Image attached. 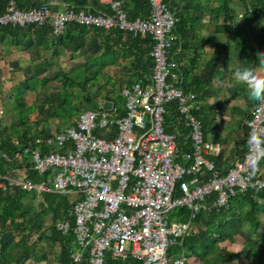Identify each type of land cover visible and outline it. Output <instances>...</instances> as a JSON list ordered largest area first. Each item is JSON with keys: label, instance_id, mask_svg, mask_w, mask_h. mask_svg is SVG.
I'll return each mask as SVG.
<instances>
[{"label": "built area", "instance_id": "built-area-1", "mask_svg": "<svg viewBox=\"0 0 264 264\" xmlns=\"http://www.w3.org/2000/svg\"><path fill=\"white\" fill-rule=\"evenodd\" d=\"M173 1L149 0V16L136 19L122 0H97L95 12L71 5L58 12L45 3L26 9L9 0L0 14V27L51 26L56 39L70 26H84L154 41L149 81L121 91L124 113L106 110L101 102L98 109L80 112L71 126L20 150L38 181L28 177L27 168L18 174L21 153L12 157L0 150V168L7 170L0 171V191L14 187L70 200L56 228L73 236L72 264H188L184 241L198 216L228 210L232 198L264 188V179L255 177L264 161V104L252 109L245 122L246 150L225 174L207 157L212 145L195 114L201 109L197 96L184 88L172 53L178 23ZM169 104L179 114L172 132L166 130ZM182 209L189 212L185 222L172 216Z\"/></svg>", "mask_w": 264, "mask_h": 264}, {"label": "crops", "instance_id": "crops-1", "mask_svg": "<svg viewBox=\"0 0 264 264\" xmlns=\"http://www.w3.org/2000/svg\"><path fill=\"white\" fill-rule=\"evenodd\" d=\"M23 1L27 8L45 3L58 12L71 5L65 0ZM122 1L129 13L142 8V0ZM96 3L97 0H89L87 8ZM172 6L178 17L173 57L180 64L184 88L198 98L199 119L205 129V139L212 145L207 157L225 174L246 150L245 122L257 102L249 98L246 86L236 85L225 90L224 84L231 80L232 70L237 66L258 68V53L264 52V13L259 16L255 11L263 9L264 0H174ZM140 16H146L145 11ZM129 49L125 34L106 32L104 36L84 26H70L57 39L52 35L51 26L0 27V101L21 97L23 102L35 104L38 118L46 124L41 122L36 129L32 128L35 132L32 136L52 135L66 128L55 125L65 120L54 110L56 106L50 104L47 108V101L61 104L60 98L54 97L57 89L75 96L77 117L72 124L83 110H95L88 109L92 101L91 95H86L88 89L84 93L71 76L79 82L81 76L89 80L93 73H102L109 82L118 83L120 92L138 80L149 81L151 69L146 65L147 59L143 55L129 57ZM76 73L82 74L80 78ZM87 82L90 84L87 88L95 89L92 81ZM108 89L106 84V95L96 94L97 105L111 103V109L124 113V99L120 106L114 104ZM50 118L56 121L48 123ZM0 121L7 122L2 126L4 132H0L5 139L11 135L28 136L18 133L22 126L14 123L12 117ZM13 126L16 132L12 131ZM172 128L174 131L175 127ZM24 157L22 154L18 174L26 171ZM3 168L6 170L5 165ZM260 171L263 175L264 167ZM23 192L14 187L4 192L14 199L20 197L29 214L25 219H18L17 225L10 229L12 236L6 241L10 252L7 261L0 259V264H64L65 244L56 228L64 219L63 213L56 216L47 207L44 194ZM259 202L264 206V201ZM243 261L255 263L245 258Z\"/></svg>", "mask_w": 264, "mask_h": 264}, {"label": "trees", "instance_id": "trees-1", "mask_svg": "<svg viewBox=\"0 0 264 264\" xmlns=\"http://www.w3.org/2000/svg\"><path fill=\"white\" fill-rule=\"evenodd\" d=\"M66 3L77 8H87L89 0H65ZM18 5L21 8H26V1L17 0ZM9 0H0V14L4 12ZM97 4H94L91 8L92 11H96ZM142 8L137 12L129 13L132 19L146 18L149 16L151 6L149 0H142ZM127 9V8H126ZM142 9V10H141ZM264 11V7L262 9ZM142 11H145L146 16L141 17ZM177 29V26L175 30ZM174 30V33H175ZM104 36L106 32L100 30ZM116 35H126V38L130 44V51L127 55L140 56L143 55L147 59L146 65L152 69L154 65V59L151 55L154 41L151 36H147L145 39L140 37H134L131 34L122 33L120 31L111 32ZM104 54L106 56V40H104ZM138 53V54H137ZM142 57V58H143ZM198 100V98H197ZM168 114L166 116V130L172 132V126H178V112L175 104L168 105ZM195 114L201 116V111H196ZM181 127V125H180ZM203 128V126H202ZM205 133V129L203 128ZM36 138L35 136L18 137V144H14V137L11 135L7 139L2 140L1 148L7 152L10 156L14 157L16 154H23L20 152L24 147L29 146L31 141ZM29 156L25 155L24 162L28 171V177L34 181H38L36 173L31 170L32 164L29 161ZM1 166L0 171L6 172ZM260 167H264V161L261 162ZM218 169V168H217ZM219 170V169H218ZM223 174V173H222ZM255 177L264 179V174H256ZM28 195L30 193L23 192ZM31 195V194H30ZM47 207L54 212L56 216L63 213L64 219L68 215V211L71 208L70 200L65 195L57 194H44L43 195ZM264 201V188H250L246 193L240 194L232 198L230 202V208L228 210H213L211 213H201L195 225H200L204 219V216L208 218L206 229L200 234H194L193 232L185 239L184 249L186 251L187 258L197 259L201 264H249L245 262H239L242 255H245L246 260L255 261L254 264H264V206L259 202ZM62 211V212H60ZM29 212L24 207L22 199L19 197L13 198L10 194L4 195V192L0 191V259L7 261V253L10 252L9 246L6 243L8 238H11V228L16 226L18 219H25ZM172 216H178L183 222L189 218V212L185 209L175 211ZM63 219V220H64ZM246 229L255 236L256 240L246 239ZM65 244L64 264H72L70 257V246L73 243V236H63L59 233ZM238 237H242L240 242L243 246L241 252L237 254L226 253L222 248V243L227 241L235 242Z\"/></svg>", "mask_w": 264, "mask_h": 264}, {"label": "rangeland", "instance_id": "rangeland-1", "mask_svg": "<svg viewBox=\"0 0 264 264\" xmlns=\"http://www.w3.org/2000/svg\"><path fill=\"white\" fill-rule=\"evenodd\" d=\"M78 78H80V76L82 75L81 73H76L75 74ZM71 78L76 81L77 85L83 90V92H86V89H88V91L86 92V95H91L92 97V101L90 102L88 109H98L99 105H97V99H99L96 94L100 92L99 95L104 96L106 95V84H107V88H109L108 90L110 91V95H111V99L114 102V104L120 106L121 103H123V97L121 95V92L119 90L120 86L118 85V83L116 82H109L106 78V75L104 74H100V73H93L90 78H88L89 80H86L83 76H81L79 82L78 79L76 80V77L71 76ZM87 81H92V85L94 86L95 89H91V88H87V86L90 87V84L87 85ZM73 81L70 82V84ZM109 86V87H108ZM61 89V88H60ZM60 89H57V91H54V97H58L59 101H62L61 104L57 103L56 101H47V108L48 106L51 105H55L56 108L54 110H57V113L59 115H62L65 120L59 122L58 124L56 123L55 125H58L60 127H69L72 125V120L75 119L77 116L76 112L74 111V106L76 101L75 96H73V93H67V91H61ZM14 93L17 94V92L15 91ZM21 92H19L20 94ZM102 98V97H100ZM53 108V107H52ZM0 110L3 111V115H0V119L1 120H7V117L10 116L12 117V119L15 120L14 123H20L21 124V129L20 131L18 130L19 134H26L28 136H32L35 135L34 131H31L32 128H37L39 126V124L41 122H44L46 124V122L42 119V118H38L37 116V107L35 106V104H30L27 101L23 102L21 97H19L17 100H11V101H0ZM38 119L40 121H38ZM54 119L51 120V118L49 119L48 123H54ZM6 121H0V132H4L2 131V129L4 127H2L3 125H6ZM15 127H12V131H15ZM14 137V141L16 142V144H18L19 139L17 136H13ZM5 139L4 136L0 135V143L2 142V140ZM208 221V218L206 216H204V219L202 221V223L200 225H195L194 231H192L194 234H200L202 233L205 229H206V223ZM261 230H264V227L261 228ZM246 239L249 240H256L255 236H253L247 229H246ZM235 242H230L227 241L225 243H222V248L225 250L226 253H233V254H237L239 252L242 251L243 246L240 243L243 238L242 237H238L237 239H235ZM175 252H177V248L174 249ZM245 258V255H243L240 259L239 262H244L243 259ZM188 264H201L200 261H198L197 259H191L188 261ZM224 264H228V263H224Z\"/></svg>", "mask_w": 264, "mask_h": 264}, {"label": "clouds", "instance_id": "clouds-1", "mask_svg": "<svg viewBox=\"0 0 264 264\" xmlns=\"http://www.w3.org/2000/svg\"><path fill=\"white\" fill-rule=\"evenodd\" d=\"M257 59L259 61L258 68L235 67L232 70L231 80L225 82L224 88L228 90L236 85H244L251 100L264 104V52L258 53ZM256 142V137L250 139V143ZM255 163H258V161Z\"/></svg>", "mask_w": 264, "mask_h": 264}, {"label": "water", "instance_id": "water-1", "mask_svg": "<svg viewBox=\"0 0 264 264\" xmlns=\"http://www.w3.org/2000/svg\"><path fill=\"white\" fill-rule=\"evenodd\" d=\"M207 77H208V76H207ZM111 107H112V104H111V103H105V104H104V109H106V110L111 109Z\"/></svg>", "mask_w": 264, "mask_h": 264}]
</instances>
